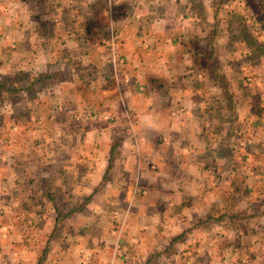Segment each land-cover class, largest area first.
Wrapping results in <instances>:
<instances>
[{
  "label": "crops",
  "instance_id": "crops-1",
  "mask_svg": "<svg viewBox=\"0 0 264 264\" xmlns=\"http://www.w3.org/2000/svg\"><path fill=\"white\" fill-rule=\"evenodd\" d=\"M187 1L188 16L160 13L147 36L126 25L117 66L85 0H0V74L38 85L42 125L32 107L16 133L0 115V264H264L262 239L220 243L261 234L262 213H243L250 233L214 222L223 193H237L235 137L256 163L243 194L264 201V117L252 109L264 78L250 69L247 97L229 82L231 102L199 75L216 22Z\"/></svg>",
  "mask_w": 264,
  "mask_h": 264
},
{
  "label": "rangeland",
  "instance_id": "rangeland-1",
  "mask_svg": "<svg viewBox=\"0 0 264 264\" xmlns=\"http://www.w3.org/2000/svg\"><path fill=\"white\" fill-rule=\"evenodd\" d=\"M87 0H85L86 7H84L83 10V17H85V20L91 21L92 19H96L98 23L100 22V25L98 26V29H100L99 36L102 34L103 30V24L106 23L107 25L104 27L106 30L108 29V34L111 39L110 31L112 27L115 29L117 34H113V39L110 41V45L107 47L108 55H110V63L112 65H120L123 64V58L118 56V50L117 45L120 38L121 30L127 25L130 26L133 22H139L137 25V31H140V35L147 36V31H150V26L155 25L158 23V15L162 13L165 17V15H179V17H183L190 13L186 10V6H183L185 3H189L187 0H112V2L109 4L108 0L106 2V6L99 8L101 0H94L92 2V5L87 7ZM203 3H211L217 2L218 0H203ZM180 2V3H179ZM191 2V0H190ZM179 3V4H178ZM197 3V4H196ZM195 5L197 6L199 4V0ZM205 4H199L202 5L201 9H199V6L196 7V12L193 13V15H196L198 17H202V22L209 17L213 18V10L214 7H211L210 5L205 7ZM205 10H204V9ZM124 10L125 12H123ZM178 10V11H177ZM109 18V20L107 19ZM106 21L104 22V20ZM217 20H215V34L216 41H217V56L220 57L222 67L224 69L225 77L227 78L228 82H230L232 85L238 86L237 90L239 91L240 95H243L247 97L249 94L247 93V90L250 88L249 81L246 80L247 78H251V72L250 69H256L257 76L264 78V55H258L257 52L253 53L250 49V45L247 48V39L254 38L257 42L262 43L264 42V36L257 33L256 28L257 25L255 23L256 19H262L264 20V0H249V6L244 8L242 5V2L239 0H226L221 5V9L217 12ZM86 21V22H87ZM160 21V20H159ZM213 21V20H212ZM97 23V24H98ZM243 29L245 30V33H243ZM242 33V34H241ZM66 39V38H65ZM68 41V40H67ZM67 41L64 45H67ZM96 48V47H95ZM149 48V47H148ZM52 49V47H51ZM106 50V51H107ZM121 59V60H120ZM122 61V62H120ZM240 69V71H238ZM241 69H247L245 74H241ZM84 70V69H83ZM231 71V72H230ZM118 69L115 68L113 73L109 77H105L102 80H100V84L102 86L111 84L112 82H117L119 78ZM259 72V73H258ZM239 73V74H238ZM256 76V77H257ZM252 79V78H251ZM110 82V83H109ZM263 88L261 90V95L264 93ZM27 94L29 96L36 95L34 98L30 99L27 98L26 95H8L6 96H12L10 106L8 101H0V115L1 116H8L14 117L16 119L15 124H11L8 126L10 131L12 133H16L20 131V127L23 128L22 123H17V121L26 122L28 119V111H30V108L32 107L31 102H35L37 99H39L38 95L40 94L38 85L32 88V90H28ZM256 95H258L256 93ZM259 100L255 104V106L252 108L257 112V117H264L263 109L260 110L264 106V99L263 97H257ZM261 99V100H260ZM40 104V103H39ZM21 105H28L29 109L26 107V112H24V106ZM36 105V104H34ZM15 106V107H14ZM10 107V108H8ZM31 112L29 113V117L34 118V126L36 129H39L40 125L37 123L39 121L40 116V108H35L33 106L31 108ZM10 112V114H9ZM255 112V113H256ZM38 118V119H37ZM235 143V150L238 152V157L235 164V185L236 192L232 199L233 201H230L231 198L223 193V203L214 211H217L218 213H224L228 212V214L235 216L236 221L234 220V226H231L229 222L226 224V222H222V226H228L230 229L235 228V230L241 231L242 229H252V221L256 219H250L245 220L243 213L251 212L253 214L263 213L264 212V201L260 200L258 195L259 192L253 191L249 195L248 193H244V183H247L249 181L248 176H246L247 171L246 169L253 168V165H256L255 161L243 159L244 158V152H239L241 150H244L245 142L243 139L240 138V136L235 137L234 140ZM238 149V151H237ZM256 167V166H254ZM257 181V179H256ZM262 182V181H261ZM239 193V194H238ZM261 196V195H260ZM228 199V200H227ZM259 201L260 202H253V201ZM253 202V204L251 203ZM257 218V217H256ZM248 223H250L248 225ZM257 223V224H256ZM236 224V225H235ZM255 229H261L264 227L263 224H259L258 220L254 223ZM250 225H252L250 227ZM263 225V226H262ZM236 226V227H235ZM259 231V230H258ZM250 233V232H247ZM258 233V232H257ZM251 238H258L264 240V231L262 230L261 234L255 235V236H249L248 238L241 237L239 235H235L233 239L227 240L225 238L221 239V244L229 243V241H235V244H238L239 242L245 243L248 240L251 241ZM248 241V242H249ZM259 242V240H257ZM247 242V243H248ZM257 242V243H258ZM263 245L264 243H260ZM240 256L235 253L234 259L235 261H238V258Z\"/></svg>",
  "mask_w": 264,
  "mask_h": 264
},
{
  "label": "trees",
  "instance_id": "trees-1",
  "mask_svg": "<svg viewBox=\"0 0 264 264\" xmlns=\"http://www.w3.org/2000/svg\"><path fill=\"white\" fill-rule=\"evenodd\" d=\"M226 0H218V3L215 1H211V6L214 7V19L217 17L218 10L221 9L222 3H224ZM245 6H249V0H242ZM107 0H101L99 8L106 6ZM255 23L257 25L256 31L258 34L264 36V20L262 19H256ZM243 33H245V30L243 29ZM215 30L213 29L211 31L210 36L204 41L201 48L198 50L194 64H195V71L199 74L204 76L207 80L211 81L216 88L221 92L223 97L229 99L231 102H234V95L230 92L229 89V82L227 78L225 77L224 70L221 64V60L217 56V45H216V36H214ZM242 34V33H241ZM245 35H247L245 33ZM247 48L250 45V49L253 53L257 52L258 55H264V42L259 43L254 38L247 39ZM26 77L25 75H18L14 77H8L7 75H1L0 74V101H8L10 106L11 97L12 96H6L8 95H26L27 98H34L36 95L29 96L27 94L28 90H32L34 85L33 83H29L28 86H21L20 82L23 80V78ZM25 79V78H24ZM10 108V107H8ZM264 215V212L262 213ZM226 215H228V212H224L221 214V216L218 217L214 222L216 224L226 222V224L229 222L231 226H234V220L236 219H225ZM236 225V224H235ZM236 227V226H235Z\"/></svg>",
  "mask_w": 264,
  "mask_h": 264
},
{
  "label": "built area",
  "instance_id": "built-area-1",
  "mask_svg": "<svg viewBox=\"0 0 264 264\" xmlns=\"http://www.w3.org/2000/svg\"><path fill=\"white\" fill-rule=\"evenodd\" d=\"M109 4L112 2V0H108ZM117 34V32L115 31V29L112 27L111 31H110V34H111V39H113V34ZM121 60V59H120ZM122 62V61H120ZM140 90L142 91L143 90V87H140Z\"/></svg>",
  "mask_w": 264,
  "mask_h": 264
}]
</instances>
